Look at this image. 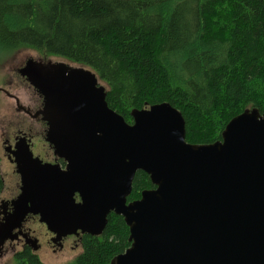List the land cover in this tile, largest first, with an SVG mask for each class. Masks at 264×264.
<instances>
[{
	"label": "water",
	"instance_id": "1",
	"mask_svg": "<svg viewBox=\"0 0 264 264\" xmlns=\"http://www.w3.org/2000/svg\"><path fill=\"white\" fill-rule=\"evenodd\" d=\"M19 73L44 97L55 129L48 140L68 165L31 182L16 161L23 192L0 223V246L19 237L14 230L31 204L55 243L79 231L101 235L108 215H121L131 244L110 264H264V113L258 108L232 118L221 139L192 144L183 114L168 102L134 108L128 123L108 105L106 87L89 68L32 58ZM138 170L155 188L128 202ZM36 241L26 242L38 250Z\"/></svg>",
	"mask_w": 264,
	"mask_h": 264
},
{
	"label": "trees",
	"instance_id": "2",
	"mask_svg": "<svg viewBox=\"0 0 264 264\" xmlns=\"http://www.w3.org/2000/svg\"><path fill=\"white\" fill-rule=\"evenodd\" d=\"M26 49L92 69L129 123L134 108L170 103L192 144L221 139L248 108L264 113V0H0V53ZM4 185L0 167V194ZM152 188L138 170L128 201ZM129 234L111 212L103 234H85L68 264H110ZM9 264L45 263L25 247Z\"/></svg>",
	"mask_w": 264,
	"mask_h": 264
},
{
	"label": "flooded vegetation",
	"instance_id": "3",
	"mask_svg": "<svg viewBox=\"0 0 264 264\" xmlns=\"http://www.w3.org/2000/svg\"><path fill=\"white\" fill-rule=\"evenodd\" d=\"M38 96L40 100L37 104V109L34 112L30 109L26 110H28L27 115L36 121H40L43 128L40 130L37 129L35 132L26 131L13 135H7V133H5L6 137L1 146V151L5 159L12 165V170L14 176L17 177V182L12 189V192H15V194L11 198H2L0 195V223L4 222L5 218L14 212V201L21 194L22 175L17 172V166L14 162L16 159H21L22 165L24 164L25 181L35 182L40 177L41 173L50 175L54 166H60L62 169L67 168V163L56 155L54 144L48 140L50 139V135H48L50 129L51 132H54L55 129L54 126H52V128L50 127L47 119L48 116L45 114L48 111L45 99L39 94ZM18 143L19 145H17ZM29 191L30 190L27 192ZM77 200L79 201L78 197ZM34 202L39 204L40 197L37 196ZM30 208L31 211L25 217L21 229L18 230L20 235L19 238L14 241L6 240L4 244L1 245L0 254H4L5 251L13 247L16 248L15 246L19 244L22 245V248L30 247L32 249V246L26 242L32 239L37 240L36 244L39 250L47 246L51 248L53 252H58L67 248L66 244L69 243L72 244L70 245L72 249H77L79 243L82 245L84 235L81 233L63 236L57 244H54L53 239L56 236L55 233L49 231L47 225L40 221V215L35 211V208H33V206H30ZM30 222H37L42 229H45V232L40 234L35 233V231L28 226Z\"/></svg>",
	"mask_w": 264,
	"mask_h": 264
},
{
	"label": "rangeland",
	"instance_id": "4",
	"mask_svg": "<svg viewBox=\"0 0 264 264\" xmlns=\"http://www.w3.org/2000/svg\"><path fill=\"white\" fill-rule=\"evenodd\" d=\"M2 54L0 53V88L2 89L0 90V146H2L6 137L5 133L13 135L26 131L35 132L37 129L43 128L40 121H36L27 115L28 110L26 109L34 112L37 109L40 98L37 91L19 74L18 69L25 66L26 61L32 58L35 60H42L43 58L42 61L44 62L72 63L66 58L63 59L55 55L43 57L32 49L18 51L9 57ZM100 83L107 88L103 81L100 80ZM0 153L1 169L5 178V186L1 196L2 198H11L15 194L12 189L16 185L17 177L14 176L12 165L5 159L3 152L1 151ZM28 226L35 233L45 232V229H42L37 222H30ZM66 245L67 248L58 252H53L51 248L45 246L38 251V255L45 264L71 263L81 254L82 245L79 243L77 249H72L70 247L72 244L70 243ZM15 247L5 251L4 254H0V264H9L13 259L14 253L22 249L21 244Z\"/></svg>",
	"mask_w": 264,
	"mask_h": 264
}]
</instances>
